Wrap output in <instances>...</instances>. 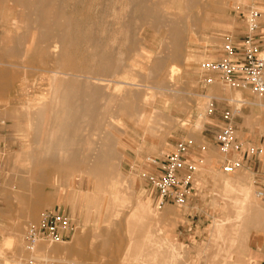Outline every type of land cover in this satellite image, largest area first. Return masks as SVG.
I'll list each match as a JSON object with an SVG mask.
<instances>
[{
	"label": "rangeland",
	"instance_id": "374dc122",
	"mask_svg": "<svg viewBox=\"0 0 264 264\" xmlns=\"http://www.w3.org/2000/svg\"><path fill=\"white\" fill-rule=\"evenodd\" d=\"M51 1L58 10L57 19L71 23L69 59L79 64L82 56H89L100 43L102 49L110 50L113 58L120 62L121 66L114 71L112 78L122 84L114 83V102H107L111 133L120 154V175L115 176L114 181L105 180L100 175L106 159L97 154L93 164L94 149L86 152L76 150L69 169H47L44 172L47 175L44 204L35 216L27 218L26 214L19 213L12 195L7 201L13 209L6 210V192L15 188L16 178L28 175L29 165L24 151L34 146L30 144L28 121L24 115L29 114L31 106L47 93L48 70L63 68L64 60L59 62V66L50 64L47 41L40 43V51L32 48L23 56V48L35 30L31 20L36 11L42 18L46 17L47 8L34 10L23 0H0V68L18 75L7 96L0 97V118L3 121L0 124V250L6 247L4 239L11 232V224L17 220L25 221L22 233V247L25 248L23 238L27 227L37 225L45 211H55L54 205L59 204L60 194L69 189L73 197L81 198L87 207L82 210L80 220L73 219L74 229L68 241L42 244L44 246L65 247L74 242L79 231L96 233L108 229L115 239L113 243L122 245L113 257L116 264H174V261L177 264H264V235L250 231L243 234L233 227L241 204V186L249 188L250 200L264 205V199H258L254 194L252 166L225 174L220 168L221 156L210 145L201 155L192 196L182 207L165 205L158 209L139 177L145 158L161 157L171 149L175 140L184 137L196 142L202 140L201 130L206 120L200 115L204 114L212 96L218 97L219 110L228 107L234 110L237 136L246 138L250 145L264 151V96L242 94L219 83L203 93L198 84L200 63L216 58L223 36L237 27L232 11L237 0H203L206 6H198L191 11L178 0H152L164 17L181 18L179 25L187 29L180 59L172 63L168 60L159 62L162 66L152 78L147 77L148 70L156 65L157 58L162 60L169 52L164 25L154 27L144 22L128 0ZM261 3L264 14V0ZM193 16L198 17L196 23ZM81 35H86L87 40L82 41ZM128 88L140 98L135 102L137 107L140 104L138 109L141 107L147 114L152 108L160 112L150 113L149 125L155 128L152 134L144 133L138 112L133 114L121 110L127 100L123 89ZM101 102L104 104L105 100ZM99 135L102 134L99 132L96 138L93 135V139L98 141ZM81 181L85 182L83 192L74 186L75 182ZM138 203H148L146 210L137 209L143 214L141 228L129 222L137 217L133 215ZM164 217L167 218L162 220ZM187 227H191L189 232L185 231ZM133 240H138L139 247L127 251L126 247ZM168 242L182 248L179 257L171 256L167 251ZM90 243L91 238L84 247H89ZM3 251L7 252V249ZM24 255L29 253L26 251ZM87 262L92 263L93 260L90 258Z\"/></svg>",
	"mask_w": 264,
	"mask_h": 264
},
{
	"label": "bare ground",
	"instance_id": "6f19581e",
	"mask_svg": "<svg viewBox=\"0 0 264 264\" xmlns=\"http://www.w3.org/2000/svg\"><path fill=\"white\" fill-rule=\"evenodd\" d=\"M23 1L26 6H30L34 10L43 7L48 9V13L44 18H42L43 16L39 12L36 11V15L34 13L35 16L32 18L31 23L35 30L23 48V56L32 48L35 51H40V43L47 41L50 48V54L48 55L50 64H56V66L58 64L59 66V62L64 60L63 68L52 69V66L49 65L51 69L48 68L50 75L47 93L31 106L29 114L24 115L28 121L27 132H30L31 141L29 142L34 145H29L31 147L24 151V156L29 165L27 168L28 175L16 178L15 188L7 191L5 195L6 210L13 209V206L7 201L9 196L12 195L17 202L15 209L22 215L26 214L28 218L35 216L36 211L44 204V188L47 177L44 172L47 169H69L73 163L76 150L86 152L94 149L95 158L93 164L97 159V154L106 159L102 174L100 173V176L104 177L105 180L114 181L116 180L115 176L120 175L118 173L120 154L116 151L114 145L116 141H114L111 133V116L108 117L110 115V108L107 106V102L110 100L111 103L114 102V100L112 101L114 83H122L112 78L114 71L121 66L120 62L113 58L110 50L102 49L100 43L97 44V48L89 56L83 55L79 64H75L69 59L68 50L72 42L70 37L71 23L66 20L60 22L57 19L58 10L56 7V9L54 8L51 0ZM178 1L189 11L198 6H206L203 0ZM128 2L132 5L133 10L140 13L139 16L142 17L144 22L154 27L161 25L166 27L167 40L169 41L168 46L170 45L168 47L169 52L164 59L161 60L159 58V61L157 58L158 62H156V65L148 70L147 77L152 78L155 73L158 74L160 70L159 66H162L159 62L162 63V61L168 60L172 63L180 59L183 54L182 47L187 29L185 30L179 25L182 22L181 18L164 17L160 12L159 6L153 4L152 0H128ZM192 19L194 23L198 21V17L193 16ZM80 33L82 34V31ZM80 38H82V41L87 40L86 35H81ZM0 61L2 60L0 59ZM17 77L18 75L12 71L9 72L4 68H0V97L7 96L8 89ZM100 85H103V88ZM124 87L127 88L126 86ZM128 89H123L126 94H123L126 96V102L124 104L123 101L122 103H120L121 101L118 102L123 104L122 107L120 106L121 110L125 113L131 112L133 114L138 112V121L142 124L144 133L152 134L155 128L153 129L149 125L150 113L159 114L160 112L152 108L150 113L147 114L141 107L138 109L140 104L137 107L135 102L140 98H138V94L135 91ZM102 100H105L104 104H101ZM99 132L102 134L99 135V140H94L96 138L95 135L99 134ZM93 135L95 136L94 139ZM240 199L241 204L236 212L234 221L236 224L233 227L243 234L250 231L257 235H264V205H257L250 200L249 188L245 186L240 187ZM147 207L148 203H138L135 206L136 209L134 208V210L136 211H134L135 214L133 216L136 215L137 217H133L134 219L129 221L132 226L137 228L143 227V214L139 210L137 211V209L139 208L141 211H144ZM165 218L167 217H164L162 220H165ZM24 226L25 221L23 220H17L11 224V232L4 239L6 247L0 250V262L2 264H21L31 257L47 259L55 262V264H116L113 257L116 250L122 246L113 243L115 239L110 236L108 229H102L96 233H89L84 230L83 232L79 231L75 235L74 242L68 246L49 247L39 244L37 252L34 255L29 253L26 256L24 255L26 250L22 247ZM90 238V246L84 247L86 241ZM146 242L148 244L149 241L147 240ZM137 247H139L138 240H133V243L129 244L126 250L129 251ZM5 249H7V252L3 251ZM166 249L171 256L175 257H179L180 251H183L182 248L171 242L167 243ZM90 258L93 260L92 263L87 262ZM173 263L177 264L175 261Z\"/></svg>",
	"mask_w": 264,
	"mask_h": 264
},
{
	"label": "built area",
	"instance_id": "2783aa9c",
	"mask_svg": "<svg viewBox=\"0 0 264 264\" xmlns=\"http://www.w3.org/2000/svg\"><path fill=\"white\" fill-rule=\"evenodd\" d=\"M232 11L246 25L247 33L241 44L235 46L229 37H225L219 59H206L200 63L199 77L204 85L215 80L236 90L249 89L253 94L264 96V49L254 44L255 32L262 27V10L258 0H237ZM2 106L0 103V112ZM234 110L222 113L223 127L216 135V143L223 154L220 168L230 174L241 167V145L235 140L232 125ZM3 121L0 118V124ZM190 143L181 140L173 150L161 157L145 158L141 177L157 195V208L166 204L186 206L194 190L197 166L187 159ZM254 149H251L253 151ZM231 152L230 156L228 155ZM255 196L264 199V171L254 175ZM71 219L59 211H45L37 225L27 227L24 234L25 250L34 255L39 244L66 242L73 231ZM191 227L185 231L189 232ZM0 264H2L0 262ZM21 264H55V262L31 257Z\"/></svg>",
	"mask_w": 264,
	"mask_h": 264
},
{
	"label": "crops",
	"instance_id": "0c3cea01",
	"mask_svg": "<svg viewBox=\"0 0 264 264\" xmlns=\"http://www.w3.org/2000/svg\"><path fill=\"white\" fill-rule=\"evenodd\" d=\"M258 1H259L260 5H262V3H261L262 0H258ZM0 17H1V15H0ZM234 17H235V20L237 23V27L231 33L229 32L228 34L224 35L222 39L224 41L225 37H229L231 39V41L235 44V46H238L239 44H241V41L245 37V35L247 33V29H246L245 23L243 22V20L238 15L234 14ZM261 22L263 25L264 24V14H262V16H261ZM254 34H255L254 44L256 46H258L260 49H264V27L257 30ZM223 41H222V43H223ZM221 46H222V44H221ZM221 46H220V49L218 50V55H217L216 59H219L223 56V54L221 52ZM213 59H215V58H213ZM215 83L225 85L223 83H220L218 80H215L212 84L204 85L201 82L200 77L198 78V84H199L201 92H203V93H206L209 90V88L211 86H213ZM225 86H227V85H225ZM228 88H230V87H228ZM230 89H232V88H230ZM233 90H236V89H233ZM238 91H240V93H242V94H248L249 93V94H252L254 96H257L255 94H253L249 89L238 90ZM216 98H218V97H215V96L209 97V104L206 106V108H204V110H205L204 114L200 115V116L204 117V119L206 120V122L204 123L203 128L201 130V134H202L201 139L202 140L200 142H196L192 138L184 137V138L175 140L172 144L171 149L169 150V151L173 150L176 143L181 141V140L188 141L190 143V148H189V153L187 155V159L190 162H193L197 166V168H198V165H200L202 162L201 155L204 154V152H206L208 150V147H210V145L214 149H216L218 154L221 156L220 165L222 163L223 154L220 152L219 147L216 143V135L224 125V122L222 119V113L225 110L231 109V108L228 107L227 109L225 108V109L219 110ZM232 125H233L234 132H235V140L237 143H239L241 145L240 146L241 147V149H240L241 150V152H240V154H241V167L247 166L249 168L250 166H252V168L254 169L255 175L263 172L264 171V151L260 148H257L255 146L250 145L246 138H241V137L237 136L236 127L234 125V118L232 120ZM251 149H254V150L250 152ZM230 154H231V152H229L228 155L230 156ZM143 171H144V167H143L142 172ZM198 171H199V169H198ZM198 171H197V173H198ZM140 174H141V172L139 173V177L144 181V183H145L144 186H146V190L148 191L149 195L152 198L153 203L156 206L157 200H158L157 195H156L155 191L149 187V185L141 177ZM196 176H197V174H196ZM84 185H85L84 181L75 182V184H74V186L76 188L79 187L81 192H83V190H85ZM66 190H67L66 192H63L60 194V202H59V204L54 205V209H55V211H59V212L63 213L64 215L68 216L71 219V223H73V219L74 220H80L82 218V210L87 206L84 205L83 200L81 198L76 199V197L75 198L73 197L72 190H69V189H66ZM166 205H172V204H166ZM164 206H162V207H164ZM161 208H158V209H161Z\"/></svg>",
	"mask_w": 264,
	"mask_h": 264
}]
</instances>
